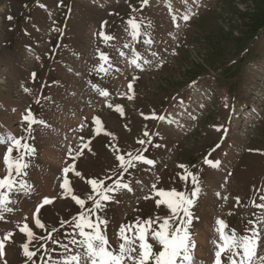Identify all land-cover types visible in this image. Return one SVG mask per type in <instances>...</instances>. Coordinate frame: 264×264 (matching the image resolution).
Listing matches in <instances>:
<instances>
[{
    "label": "rangeland",
    "instance_id": "1",
    "mask_svg": "<svg viewBox=\"0 0 264 264\" xmlns=\"http://www.w3.org/2000/svg\"><path fill=\"white\" fill-rule=\"evenodd\" d=\"M186 13L188 21L181 18ZM260 13L264 0H0V137L23 138L21 143L35 150L25 157L29 167L20 178L32 186L31 194H16L15 211L0 220V240L13 233L0 264H26L21 245L27 237L19 231L25 223L38 237L57 228L55 238L67 243L63 234L71 229L60 222L81 209L70 196L60 198L59 185L62 169L73 158L81 175L70 171L69 187L91 207L87 197L93 193L86 181L104 180L106 187L112 181L105 177L119 178L115 156L127 158L144 147L154 166L137 162L125 174L133 191L122 190L118 202L100 213L107 218L110 242L115 244L122 223L165 214L154 199H143L153 183L190 193L194 185L190 177L181 179L184 169L178 165L199 181L189 226L195 264H213L217 218L240 234L250 227L249 220L260 221L256 227L264 237V209L253 207V202L264 203L259 199L264 195V32L254 40L249 32L251 15ZM130 19L153 39L150 47L144 36L132 40L126 30ZM101 32L114 39L106 44ZM204 36L216 47L204 45ZM133 49L151 62L143 70L131 64ZM101 52L109 57L107 63L100 61ZM101 63L107 74L96 71ZM93 84L108 96L99 95ZM29 109L46 126L29 129L23 120ZM94 118L101 121L99 133ZM145 131L153 146L137 143L148 139ZM7 147L0 144V178L7 174ZM17 155L14 150L10 160ZM205 157L220 161L219 166L205 165ZM45 197L56 199L36 213ZM34 214L44 229L36 228ZM40 243L57 247L39 240L30 250ZM257 254L264 255V242ZM41 256L47 259L43 249L32 264H42Z\"/></svg>",
    "mask_w": 264,
    "mask_h": 264
},
{
    "label": "snow or ice",
    "instance_id": "2",
    "mask_svg": "<svg viewBox=\"0 0 264 264\" xmlns=\"http://www.w3.org/2000/svg\"><path fill=\"white\" fill-rule=\"evenodd\" d=\"M144 3H147V0H144ZM181 18L188 21L190 17L186 13ZM8 19H12V17L9 16ZM128 26L126 30L129 31L133 41L144 36L146 37L143 40L144 45L150 47L154 43L146 32H142L141 25L135 19H130ZM100 36L103 37L106 44L114 39V37L105 35L103 32L100 33ZM124 47L128 48L129 45L125 44ZM120 54L124 55L123 52ZM132 55L131 64L137 69L143 70L144 64L151 63L135 49L132 50ZM151 55L157 57L158 53L153 51ZM99 59L103 63L109 61V57L103 52L100 53ZM140 61H143V63ZM103 63L96 71L107 74L108 70L103 67ZM157 66H162V61ZM92 87L99 95L108 96V91L102 90L96 84H93ZM128 88L129 90L132 89L131 83H129ZM25 91L28 92L29 89L26 88ZM128 98L131 99L132 97ZM36 102L39 103V100ZM108 107L111 108L112 105L109 104ZM115 110L123 115L120 106H116ZM158 118L161 121L165 120L163 115ZM192 118L195 119V117ZM23 120L27 123L29 129L36 124L46 126V122L38 119L30 109L27 110ZM94 123L97 125L95 131L99 133L102 128L100 119L94 118ZM143 135L148 139H139L137 143L141 146L146 144L153 146V140L149 133L145 131ZM22 139L11 135L6 138L0 137V144H8L3 157L7 174L0 178V220H3L6 214L15 211L12 205L18 203L13 198L16 194L23 193L26 196L31 194L32 186L20 178L26 175L25 169L29 167L25 157L33 155L35 150L27 143L22 144ZM154 146L159 147L158 144ZM14 150L18 155L10 160V155ZM148 150V147H144L143 151L138 154L127 153V158L125 155L117 154L115 158L119 162L117 168L119 178L112 180L111 176L105 177L106 180L112 181L106 187L104 186V180L88 179L86 182L91 186L93 193V195L87 197L88 201H92L91 207H86V201L73 194V190L69 187L70 180L67 178V174L72 171L76 176L81 175L74 169L75 158H73L72 164L62 169L64 178L59 185L63 190L60 198L70 196L81 209L70 221L62 220L60 222L61 228L67 225L71 229L70 232L63 234L67 243L55 238L54 234H58L60 231L57 228H52L45 236L38 237L25 223L23 227L19 228V231L27 237V242L21 245L26 264H32L33 258L37 257L41 249L44 250V255L47 256V259H44L43 256L40 257L42 264H195L193 255L195 244L191 240L189 231L192 220L190 208L194 204L200 189L197 176L189 172L185 165H178V167L184 169V173L181 175L182 180L187 181L189 177L191 178L194 187L190 193L177 191L175 188L168 191L162 188L158 189L156 183H153L149 194L143 196V199H154L155 206L158 209L161 206L166 208L165 214H156L148 218L138 217L133 222L122 223L116 234L115 244L110 242L106 234L108 221L100 213L107 207L108 203L118 202L115 197L122 190L133 191L130 182H125V174L130 169H135L137 162L154 166L155 161L145 155ZM114 151L119 153L120 150L114 148ZM80 154V151L76 153L77 156ZM68 155L72 156L71 149H69ZM203 163L211 167H218L220 161H213L205 157ZM137 183L141 182L137 181ZM55 199V197H45L42 203L37 206L36 213H39L43 206L51 204ZM259 199L264 201V195H261ZM237 203H239V198H237ZM253 207L264 209V203L257 204L253 202ZM34 223L38 229L45 228V225L39 218H36L35 214ZM215 223V232L218 239L212 241L215 249L213 264H264V255L258 256L257 254L260 242H264V237L261 236L256 227L260 221L253 222L249 220L250 227L245 229V234H240L235 229H231L223 219L217 218ZM12 235L13 233H8L0 240V256L4 255L5 241H9ZM39 240L50 241L51 245L57 247H45V244L40 243L35 251L30 250L33 242ZM57 248L59 249L58 252ZM52 253H57V255L54 257Z\"/></svg>",
    "mask_w": 264,
    "mask_h": 264
},
{
    "label": "trees",
    "instance_id": "3",
    "mask_svg": "<svg viewBox=\"0 0 264 264\" xmlns=\"http://www.w3.org/2000/svg\"><path fill=\"white\" fill-rule=\"evenodd\" d=\"M264 13H260L255 15V17L253 15H251V21H252V26L250 28V39L252 38L253 40L258 36L257 33H259L260 31L264 32ZM245 17H241V20H245ZM221 35V34H219ZM224 36V35H222ZM206 44L204 45H208V46H214V48L216 47L215 42L212 40L210 42L208 36L206 38V36H204ZM212 48V47H211ZM215 50V49H214ZM213 52H210V55H212ZM198 68V67H197Z\"/></svg>",
    "mask_w": 264,
    "mask_h": 264
},
{
    "label": "bare ground",
    "instance_id": "4",
    "mask_svg": "<svg viewBox=\"0 0 264 264\" xmlns=\"http://www.w3.org/2000/svg\"><path fill=\"white\" fill-rule=\"evenodd\" d=\"M87 74H88V73H87ZM123 81H124V80H123ZM85 84H86V83H85ZM86 85H87V84H86ZM88 102H89V101H88ZM74 111H75V110H74ZM15 136H16V135H15ZM1 148H2V147H1ZM1 148H0V149H1ZM153 169H154V168H153ZM158 169H159V168H158ZM158 172H159V171H158ZM0 173H1V172H0ZM4 173H5V171H4Z\"/></svg>",
    "mask_w": 264,
    "mask_h": 264
}]
</instances>
